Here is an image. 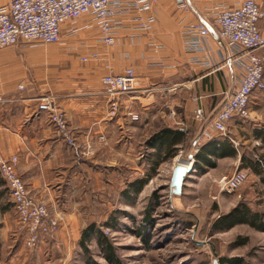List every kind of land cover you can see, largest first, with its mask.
<instances>
[{
	"label": "crops",
	"instance_id": "1",
	"mask_svg": "<svg viewBox=\"0 0 264 264\" xmlns=\"http://www.w3.org/2000/svg\"><path fill=\"white\" fill-rule=\"evenodd\" d=\"M9 1L0 0V7ZM242 1L221 0L227 6ZM255 1L264 14V0ZM214 2L156 0L150 32L132 37L136 23L128 16L112 46L103 44L98 26L81 27L89 19L83 15L62 26L60 43L0 49V151L6 157L17 156L18 174L32 198L44 202L50 212H80L93 195L91 172H99L94 176L101 174L108 181L107 170L135 168L134 158L138 159L146 139L162 126L185 128L190 136L199 134L194 110L202 107L205 117H211L242 74L214 30L202 40L200 49H186L185 26L204 18L210 22L209 8ZM259 28L264 36V16ZM71 29L76 32L67 35ZM91 51L99 52V57L87 56ZM256 52L264 56V47ZM83 56L88 59L82 61ZM128 67L134 70L137 89L120 98L117 114L110 117L101 77L108 72L122 74ZM46 95L53 96L65 113L74 144L59 136L48 114L38 110L39 99ZM130 113L137 114L138 120L132 121ZM249 113V119L234 118L228 124V140L234 147L247 141L243 131L254 137L248 120L264 119V91L253 93ZM235 149L236 156L215 158L216 164L238 156L240 161ZM12 212L0 176L2 232L11 227Z\"/></svg>",
	"mask_w": 264,
	"mask_h": 264
},
{
	"label": "rangeland",
	"instance_id": "2",
	"mask_svg": "<svg viewBox=\"0 0 264 264\" xmlns=\"http://www.w3.org/2000/svg\"><path fill=\"white\" fill-rule=\"evenodd\" d=\"M248 123L252 130L264 128V119ZM243 132L247 141L235 147L258 163L259 173L241 168L239 156L217 162L214 168H194L199 145L188 139L175 157L160 164L137 196L124 197L122 192L129 183L147 174L146 158L151 150L144 145L138 159L134 158L135 168L107 170L108 181L102 180L101 174L94 176L99 172H91L93 195L85 207L80 212H65L67 215L50 212L60 214L64 221L54 235L44 236L36 246L23 244L15 231L17 215L12 212L11 227L6 232L0 230V264H86L87 257L96 264H109L95 238L87 243L88 254L78 243L82 229L91 223L111 239L123 264H213L222 257L264 264V231L246 224L220 231L212 228L216 218L239 203L264 216V145ZM188 155L192 159L188 160ZM178 162H190L192 170L186 174L181 193L173 194L169 184ZM235 169L246 171L244 182L232 193L221 191L220 179ZM106 222L115 226L107 227L111 225Z\"/></svg>",
	"mask_w": 264,
	"mask_h": 264
},
{
	"label": "built area",
	"instance_id": "3",
	"mask_svg": "<svg viewBox=\"0 0 264 264\" xmlns=\"http://www.w3.org/2000/svg\"><path fill=\"white\" fill-rule=\"evenodd\" d=\"M155 2L156 0H10L0 7V49L18 44L60 43L62 26L83 15H87L89 19L81 27L98 26L103 44L112 46L115 44L117 30L123 26L124 19L128 16L136 23V32L132 33V37L150 32L155 22L152 11ZM180 4L184 8H191L188 2ZM209 14L210 22L204 18L185 26L186 49H200L202 40L210 30H214L219 40L228 47L230 58L240 65L242 74L238 85L229 92L211 117H205L202 107L194 110V119L200 126L195 141V146L199 145L196 152L202 144L217 136L229 138V122L234 118L249 119L251 96L255 91H264V56L256 52L264 47V36L259 28V21L264 14L258 3L255 0H243L234 6H227L221 0H215L209 8ZM75 32V29H71L67 35ZM87 56L96 59L99 52L91 51ZM87 56L81 57V60L86 61ZM159 65L163 63L159 62ZM101 83L109 100L110 117L117 114L120 98L137 89L136 75L131 67L126 68L122 74H104ZM37 108L48 114L49 122L59 136L69 144H74L65 113L56 105L53 96H42ZM170 113L175 115L174 111ZM129 115L132 121L138 120L137 114ZM17 163V156L6 157L0 151V176L6 184L17 215L15 231L21 236L23 244L32 248L44 236L54 235L58 231L62 217L60 214H51L44 202L30 196L24 180L18 174ZM245 178L246 171L235 169L229 176L220 179V190L232 193Z\"/></svg>",
	"mask_w": 264,
	"mask_h": 264
},
{
	"label": "trees",
	"instance_id": "4",
	"mask_svg": "<svg viewBox=\"0 0 264 264\" xmlns=\"http://www.w3.org/2000/svg\"><path fill=\"white\" fill-rule=\"evenodd\" d=\"M193 133V132H192ZM254 139L260 141L264 145V128H254ZM185 128L162 126L155 133L149 136L145 141V146L151 151L147 153L148 171L144 177L137 178L130 182L128 188L122 192L124 197L137 196L147 182L156 174L158 167L163 162L175 157L182 145L190 139L191 144L194 145L198 133L189 135ZM237 152L232 142L225 138H215L202 144L195 155L194 168L200 170L203 166L215 167V158L234 157ZM241 168L250 169L254 173H259L258 163L252 161L244 154L240 158ZM146 221H149L147 217ZM107 227H114V223ZM237 224H246L256 230L264 231V216L257 211H251L245 204L239 203L233 207L226 214L220 215L212 224L214 230L229 229ZM146 225V224H144ZM95 238L96 244L100 251H102L104 258L109 264H123L116 253V248L111 239L106 236L99 229L94 228L93 223L84 227L81 231L79 245L85 253L88 254L87 243ZM243 239L241 243H244ZM210 243V242H209ZM212 244V243H211ZM219 264H247L239 257H222ZM86 264H96L90 257L86 258Z\"/></svg>",
	"mask_w": 264,
	"mask_h": 264
},
{
	"label": "water",
	"instance_id": "5",
	"mask_svg": "<svg viewBox=\"0 0 264 264\" xmlns=\"http://www.w3.org/2000/svg\"><path fill=\"white\" fill-rule=\"evenodd\" d=\"M189 159H192V155H188V160ZM186 165L187 166L176 164L173 167L171 178H170V184H169V187H170L171 192L173 194H180L181 193L182 185L184 183V179L186 177V174H188L192 170V166L189 167L188 163H186ZM198 243L204 244V242H202V241H200ZM213 264H218V260L214 259Z\"/></svg>",
	"mask_w": 264,
	"mask_h": 264
},
{
	"label": "bare ground",
	"instance_id": "6",
	"mask_svg": "<svg viewBox=\"0 0 264 264\" xmlns=\"http://www.w3.org/2000/svg\"><path fill=\"white\" fill-rule=\"evenodd\" d=\"M209 27L211 28L212 26L209 25ZM186 163H189V165H190L189 167H191V163L190 162H186ZM186 163H184V162H178L177 164L187 166Z\"/></svg>",
	"mask_w": 264,
	"mask_h": 264
}]
</instances>
